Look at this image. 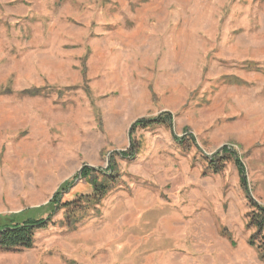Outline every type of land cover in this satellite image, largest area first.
<instances>
[{"label":"rangeland","instance_id":"1","mask_svg":"<svg viewBox=\"0 0 264 264\" xmlns=\"http://www.w3.org/2000/svg\"><path fill=\"white\" fill-rule=\"evenodd\" d=\"M254 204L264 0H0V264H264Z\"/></svg>","mask_w":264,"mask_h":264},{"label":"trees","instance_id":"2","mask_svg":"<svg viewBox=\"0 0 264 264\" xmlns=\"http://www.w3.org/2000/svg\"><path fill=\"white\" fill-rule=\"evenodd\" d=\"M160 121L156 120H145V119H138L136 120L132 128L136 127H143L147 128L148 126L159 124L161 123H169L171 121V117L168 114H164L163 116L159 117ZM150 121V122H149ZM236 164L238 166L239 172L243 174V167L241 162L236 159ZM92 172V168L84 166L82 168V175L83 176H90ZM70 186L69 181L63 182L59 189L56 191L55 195L51 198L50 204L53 205V209L59 207L60 199L58 196L61 194L62 191L66 190ZM98 200L101 199L99 194H96ZM253 211L248 217V224L255 228V231L262 236L264 240V206L254 204ZM36 210H45L43 207H38L37 209H31L29 211H36ZM52 212L48 213L47 218H34L33 216H26L21 220H16V215H8L6 217L0 216V219H9L10 222H2L0 223V249L2 250H10V249H27L31 248L34 244V236L38 228L45 227L50 219V215ZM250 243H253L250 240Z\"/></svg>","mask_w":264,"mask_h":264}]
</instances>
